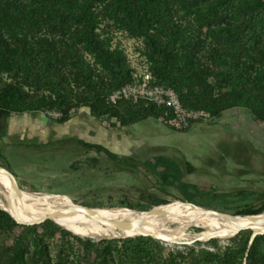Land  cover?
Returning a JSON list of instances; mask_svg holds the SVG:
<instances>
[{"label":"trees","instance_id":"obj_1","mask_svg":"<svg viewBox=\"0 0 264 264\" xmlns=\"http://www.w3.org/2000/svg\"><path fill=\"white\" fill-rule=\"evenodd\" d=\"M106 23L143 41L154 83L175 90L185 108L214 120L244 108L264 125V0H0V138L11 115L57 110L64 123L80 107L122 126L165 122L155 107L107 102L134 83L137 67L112 47ZM153 171L193 204L177 165L156 162ZM261 198L239 215L263 213ZM167 204L153 200L146 213ZM251 236L246 230L228 246L211 240L185 250L150 237L95 243L50 220L21 225L0 210V264H264V235L250 243Z\"/></svg>","mask_w":264,"mask_h":264},{"label":"rangeland","instance_id":"obj_2","mask_svg":"<svg viewBox=\"0 0 264 264\" xmlns=\"http://www.w3.org/2000/svg\"><path fill=\"white\" fill-rule=\"evenodd\" d=\"M102 29L112 37V47L120 46L134 67L138 70L149 67L142 53L144 48L142 40L130 38L110 23L103 24ZM75 112L77 113L64 124L56 123V120L47 118L48 116L42 112L27 113L36 119L34 121L38 123L37 130H29L24 126L19 130L20 134L13 133L8 141L0 142V166L10 173L17 186L28 195L70 204L88 214L114 223H126L146 216L154 209L151 208L146 213L151 202L159 199L168 201V206L191 207L198 213L208 215L211 220L221 219L205 214L200 209L241 216L239 213L244 210L258 209L262 204L264 125L257 122L246 109L238 115H229L221 120L222 132L232 131L235 137H239L233 139V152L228 150L226 144L220 152L209 157L206 144L198 148V152L203 153L206 158L202 162L203 170L211 171L213 180L206 182L181 179V182L187 184L186 193L193 203L190 205L185 202L181 190L176 187H164L162 181L154 178L157 177L153 171L156 162L168 166L180 164L177 158L168 157V150L163 153L162 162L157 161L159 158H149L144 155H128L129 159H125L120 154L133 151L137 144L120 143L123 140L119 135L122 130L114 135L113 131L105 129L100 122L93 119L87 108L80 107L73 113ZM50 113L60 114L57 110ZM28 115H20L15 120L10 117L7 125L10 123L13 125L16 120L28 119ZM150 120L153 126H158L155 119ZM214 123L215 120L207 124L214 126ZM152 128L155 127H151L150 123H141L134 127V130L150 143L154 138ZM158 140L160 143L166 142L165 144L169 142L165 137ZM81 143L100 145L117 155L112 157L106 151L87 149ZM138 144L142 147L143 141H139ZM184 144L187 153H192L191 150L197 146L192 140H187ZM174 150L171 152L179 153L177 149ZM0 182L9 188L1 174ZM167 208L170 207L164 209ZM0 210L3 209L0 207ZM83 211L78 213L86 214ZM21 216L27 222L43 219L36 215ZM59 226L80 236L84 235V239H90L95 243L128 239L102 238L98 241L97 237L83 234V228L69 216L66 226L62 224ZM153 230L169 232L170 235L167 237L174 238V243L167 247L180 250L188 247L197 248L198 244L205 247L211 240H217L221 245L228 246L239 234H234L230 238L205 236L204 228L198 223L182 218L177 219L176 222L158 224Z\"/></svg>","mask_w":264,"mask_h":264},{"label":"bare ground","instance_id":"obj_3","mask_svg":"<svg viewBox=\"0 0 264 264\" xmlns=\"http://www.w3.org/2000/svg\"><path fill=\"white\" fill-rule=\"evenodd\" d=\"M0 174L5 178L9 185V188H6L0 182V185L2 186L0 187V207L3 210L16 211L13 214L17 219L23 222L27 221H25L21 215H36L43 219L50 218L52 221L64 226H66L69 216L76 224L83 228V234L89 237L114 239L143 236L146 234L167 237L170 235L169 232L154 231L153 228L161 223L176 222L179 218L198 223L202 228H204V235L209 237L230 238L234 234H237L239 230L246 225L253 228L264 229V213L259 216H252L248 219H237L236 221L228 222L226 220H211L207 217L208 215L205 216L198 213L191 207H174L168 205L157 207L150 211L146 216L132 219L126 223H114L107 221V219H100L75 206L62 203L57 200H47L39 197H33L21 189L19 192H13L7 176L2 173ZM165 207L170 208L164 209ZM79 210L85 212L86 214L78 213L80 212ZM73 234L80 236L75 233ZM81 237H84V235Z\"/></svg>","mask_w":264,"mask_h":264},{"label":"crops","instance_id":"obj_4","mask_svg":"<svg viewBox=\"0 0 264 264\" xmlns=\"http://www.w3.org/2000/svg\"><path fill=\"white\" fill-rule=\"evenodd\" d=\"M86 108V107H85ZM88 109V108H87ZM244 108H234L228 111H225L219 118L215 119L214 126L208 125L207 123H198L193 125L188 131L186 132H176L172 130L169 126L165 125L162 121L155 119L158 122V126H153L154 124H151L152 118H148L145 120H141L138 122H135L128 126H122L119 123V120L117 119H111L109 117L105 118H95L91 115L90 110L88 109L90 116L100 122L101 126H103L105 129L113 131L115 133L114 135H117L119 130L121 133L119 134L120 137L123 138V140L120 141V143L129 144L132 145L137 144L136 148L133 149V151H125L122 152L120 155L124 156L125 159H129L128 155H136V156H146L149 158H163V153L168 150V157L177 158L178 162L180 164H177L180 172H181V179L183 180H190V181H212L213 177H211V171L203 170L202 162L206 160L205 155L203 153L198 152V148L204 146H208L209 149V157L216 155L218 152H220L224 147L223 145L227 144L228 150L232 151L233 149V139H237L239 137H235V134L231 132H225L221 131V120L226 118L229 115H238V113H242L244 111ZM80 111V110H79ZM77 112L73 113L71 117H73ZM30 114V113H28ZM27 113L23 114H16L11 115V118H14V120L20 115H28ZM45 116V115H44ZM9 117V118H10ZM28 119L24 120H16L14 124L11 123L7 125V134L5 137L0 138V142L3 143V141H8L10 136L15 134H20L19 130L22 127H27L29 130L36 131L37 130V122H35L33 116L28 115ZM47 117V116H46ZM154 119V118H153ZM220 120V122H219ZM58 123L57 121H55ZM67 122V121H66ZM8 123V122H7ZM65 123V122H64ZM64 123H58V124H64ZM141 123H150L152 128V135L154 138L151 140V144L148 143V141L145 139V137H141L138 133H135L134 127ZM124 129H126L124 131ZM219 129V130H218ZM161 137L168 138V144H165L166 142L160 143L158 139ZM139 139V140H137ZM149 139V138H148ZM135 140V141H134ZM187 140H192L196 143V148L192 149V153H187V149L185 147V142ZM139 141H143L142 147L139 146ZM145 142V143H144ZM7 144V143H6ZM89 144V143H87ZM147 145V146H144ZM9 145V144H7ZM94 145V144H92ZM100 146V145H96ZM174 146H177L175 148ZM104 151H106L110 156L115 157V155L107 148L101 146ZM132 148V147H131ZM174 149H177L179 153H175ZM174 150L173 152H171ZM120 152V151H119ZM129 152V153H128ZM233 152V151H232ZM208 157V156H206ZM114 160V159H113ZM176 162V161H175ZM201 163V166H200ZM217 178V177H215Z\"/></svg>","mask_w":264,"mask_h":264},{"label":"built area","instance_id":"obj_5","mask_svg":"<svg viewBox=\"0 0 264 264\" xmlns=\"http://www.w3.org/2000/svg\"><path fill=\"white\" fill-rule=\"evenodd\" d=\"M134 83L125 85L107 97V102L117 105L120 101H130L144 108L155 107L166 118L164 124L176 132H186L198 123H209L214 118L205 111L185 108L170 87L154 83L152 74L147 68L138 70ZM49 118L58 120L61 114L47 113Z\"/></svg>","mask_w":264,"mask_h":264},{"label":"water","instance_id":"obj_6","mask_svg":"<svg viewBox=\"0 0 264 264\" xmlns=\"http://www.w3.org/2000/svg\"><path fill=\"white\" fill-rule=\"evenodd\" d=\"M47 118H49V117H47ZM0 173H2L5 176H7L8 180H9V183H10V186H11V189H12L13 192L20 191V188L17 186L15 180L10 175V173L5 168H3L1 166H0ZM188 205H190V204H188ZM193 207H195V206H193ZM195 208H197V207H195ZM197 209H199V208H197ZM3 211H5L6 213H8L17 223H19L21 225L35 226V225L43 224V223H45L48 220L52 221L50 218H44V219H41V220H38V221H35V222H23V221H20L19 219H17L16 216L12 212H9V211H6V210H3ZM200 211L203 212V213H205V214H209L211 216H214L216 218H219L221 220H226L228 222H233V221H236L237 219H248V218L252 217V216H249V215H245V216H233V215H229V214H225V213H221V212H216V211H211V210H201L200 209ZM135 213H138V214H141V215L146 214V213H140V212H135ZM259 215H255V216H259ZM246 230H249V231L252 232L251 242L250 243H252L257 236L264 235V229L253 228V227H250L248 225L244 226L241 230H239L238 233H240L242 231H246ZM79 237H81V236H79ZM137 237H150V238H152L154 240L160 241L162 244H164L166 246H170L172 243H174V238L164 237V236H158V235H145V236L125 237V238H137ZM81 238H83V237H81ZM98 241H101V240L99 239Z\"/></svg>","mask_w":264,"mask_h":264}]
</instances>
